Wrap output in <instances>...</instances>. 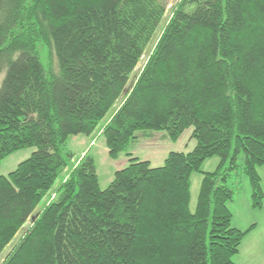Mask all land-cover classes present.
Listing matches in <instances>:
<instances>
[{
    "label": "trees",
    "instance_id": "obj_1",
    "mask_svg": "<svg viewBox=\"0 0 264 264\" xmlns=\"http://www.w3.org/2000/svg\"><path fill=\"white\" fill-rule=\"evenodd\" d=\"M165 13L163 0H0V163L35 148L0 176V255L34 219L1 264H236L255 228L232 225L239 167L251 206L264 202V0H180L128 87ZM188 128L194 148L161 166L128 151L138 133L175 142ZM96 132L130 157L104 189L95 157L72 163L67 148Z\"/></svg>",
    "mask_w": 264,
    "mask_h": 264
},
{
    "label": "rangeland",
    "instance_id": "obj_2",
    "mask_svg": "<svg viewBox=\"0 0 264 264\" xmlns=\"http://www.w3.org/2000/svg\"><path fill=\"white\" fill-rule=\"evenodd\" d=\"M180 0H163V3L166 5L165 18L163 19L162 24L159 27V30L155 34L151 44L147 48L144 55L141 57L137 67L134 69V72L131 75L130 83L128 87H131L134 80L143 69L145 62L150 54V51L153 45L156 43L158 36L161 32V29L165 25L167 19L171 15L172 8ZM40 53L44 60H46V51L43 47H40ZM119 101L113 106V108L108 112L103 121H101L97 132L101 130L104 124L109 120L112 114L115 112ZM193 129H186L179 139L175 142L164 139V132H154L151 138H143L140 136L135 142H133L129 147V152L132 154V157H136L139 160L149 161L152 167L161 166L164 164V161L167 155L170 152H184L187 153L191 151L196 141L191 138ZM96 132V133H97ZM142 135V134H141ZM92 140L87 136H78L75 140V137H71L68 141L67 148L74 154L72 163L78 161V159L86 152L95 157L97 165V173L99 176V183L102 189L106 188L114 177V173L126 167L129 164V159L125 153H120L116 158L109 156L106 146L104 145L103 137L97 133L96 137H93ZM80 139H85V142ZM92 143L90 146V141ZM95 144H94V143ZM83 143V144H82ZM85 143V144H84ZM35 150L34 147L25 148L19 150L8 157H6L0 163V176H6L11 171H13L17 165L23 160L27 159L31 153ZM238 162L240 165H243L244 155L243 153L239 154ZM220 162V158L215 156L205 160L201 167L202 172L214 171ZM71 163V164H72ZM257 172L261 178V186L264 191V165L257 167ZM65 176V173L60 177L62 179ZM202 179V173H193L191 176V208L193 209L197 202V196L200 188V183ZM228 186L234 191V199L230 203V210L233 214L232 225L236 228L245 230L251 225L255 224V228L251 233L247 234L240 245L239 252L233 257L236 264H264V202L263 207L253 208L251 206L252 199V187L250 180L243 174L242 168L239 167V170L232 174L228 180ZM54 197V191L50 192L37 206L34 211V215H37L44 205L48 203L50 199ZM32 220L29 221L23 226L21 230L15 235L12 241L7 245L0 255V264L7 256V254L14 248V245L19 241L20 237L24 234L25 229L31 224Z\"/></svg>",
    "mask_w": 264,
    "mask_h": 264
},
{
    "label": "crops",
    "instance_id": "obj_3",
    "mask_svg": "<svg viewBox=\"0 0 264 264\" xmlns=\"http://www.w3.org/2000/svg\"><path fill=\"white\" fill-rule=\"evenodd\" d=\"M78 137H75V140L77 139ZM77 140H79V139H77ZM80 140H83L84 142H85V139H80ZM83 144V143H82ZM85 144V143H84ZM95 144V143H94ZM90 146H92L91 144H90ZM249 233H251V232H249ZM248 233V234H249Z\"/></svg>",
    "mask_w": 264,
    "mask_h": 264
}]
</instances>
